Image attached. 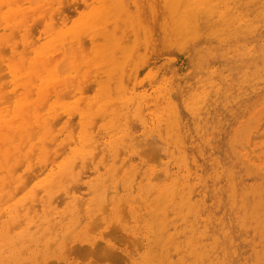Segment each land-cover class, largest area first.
<instances>
[{"label": "rangeland", "instance_id": "obj_1", "mask_svg": "<svg viewBox=\"0 0 264 264\" xmlns=\"http://www.w3.org/2000/svg\"><path fill=\"white\" fill-rule=\"evenodd\" d=\"M18 1L0 264H264V0ZM123 82L146 123L115 117Z\"/></svg>", "mask_w": 264, "mask_h": 264}, {"label": "bare ground", "instance_id": "obj_2", "mask_svg": "<svg viewBox=\"0 0 264 264\" xmlns=\"http://www.w3.org/2000/svg\"><path fill=\"white\" fill-rule=\"evenodd\" d=\"M18 1V0H17ZM34 1V4H35V0H33ZM47 1V0H46ZM19 2V1H18ZM31 2H32V0H31ZM6 3H7V1H6ZM9 3V2H8ZM19 3H21V2H19ZM38 3H39V0H38ZM38 3H36V4H38ZM12 4V3H11ZM25 5V4H24ZM48 5V4H47ZM46 5V6H47ZM49 5H53L52 3H50ZM62 6H63V4H61ZM156 5V4H155ZM45 7V5H43L42 6V9ZM0 8H2V7H0ZM50 8H52V6H50ZM61 9V8H60ZM24 10V9H23ZM37 10H40V11H43V10H41V8L39 9V7L37 8ZM48 10V9H47ZM158 10V9H157ZM25 11V10H24ZM26 11H27V9H26ZM39 11V12H40ZM49 11V13H50V9L48 10ZM45 12L47 13V11L45 10ZM44 12V13H45ZM1 13V12H0ZM38 13V12H37ZM41 13V12H40ZM45 13V14H46ZM29 14V13H28ZM26 15H27V12H26ZM47 15H48V13H47ZM47 15H45V16H47ZM17 16V15H16ZM18 16H20V15H18ZM31 16H32V14H31ZM45 16H44V18H45ZM16 18V17H15ZM29 18V20H30V17H28ZM154 18V17H153ZM43 19V18H42ZM45 19H43L42 21H44ZM47 20V19H46ZM154 21H155V19H154ZM0 22H2V21H0ZM29 22V21H28ZM29 23H31V22H29ZM1 24V23H0ZM18 24V23H17ZM155 24V23H154ZM22 27V26H21ZM14 32V31H13ZM130 32V31H129ZM15 33V32H14ZM55 34V33H54ZM118 34H119V32H118ZM16 35H17V32H16V34H15V37H16ZM13 36V35H12ZM146 36V35H145ZM15 37L13 38V37H11L10 38V42L13 40V39H15ZM13 38V39H12ZM17 38V37H16ZM130 38V37H129ZM12 39V40H11ZM130 40V39H129ZM152 42V41H151ZM17 43V42H16ZM179 43V42H178ZM149 44V43H148ZM230 44V43H229ZM35 45V44H34ZM69 45V44H68ZM153 45H154V43H153ZM173 45V44H172ZM176 45V44H175ZM32 46V45H31ZM30 46V47H31ZM37 46V45H36ZM84 46V45H83ZM149 46V45H148ZM65 47H66V51H69V49L70 48H68L67 47V45H65ZM7 49V48H6ZM17 50H18V46H17V48H16ZM26 50H28V49H26ZM7 51H8V49L7 50H5V48L3 47V49H2V52L0 51V53L3 55V52H6V53H4V54H6V55H3V56H7ZM27 53H28V51H27ZM27 53H26V51H25V53H23V54H25V56H27ZM68 53H72V52H68ZM78 53H80V52H78ZM148 53V52H147ZM32 55V54H31ZM30 55V56H31ZM39 55V54H38ZM60 55V54H59ZM20 56V55H19ZM28 56H29V54H28ZM152 56V55H151ZM16 57V56H15ZM32 57V56H31ZM37 57V56H36ZM58 57V56H57ZM6 58V57H5ZM23 58V57H22ZM56 58V57H55ZM24 60V59H23ZM37 61V60H36ZM5 62V61H4ZM1 63V62H0ZM128 64V63H127ZM25 65V64H24ZM27 65V64H26ZM25 65V66H26ZM90 66V65H89ZM4 67V66H3ZM47 67H49V66H47ZM0 68H2V66L0 65ZM25 68V67H24ZM50 69H51V67H50ZM82 69V68H81ZM81 69H80V71H81ZM1 70V69H0ZM1 71H4V70H1ZM93 71V70H92ZM142 71V70H141ZM60 72H62V70L60 71ZM78 72V71H77ZM1 73V72H0ZM43 73V72H42ZM45 73V72H44ZM24 74V73H23ZM92 74H93V72H92ZM126 74V69H123V71H122V73H121V76H123V75H125ZM2 74H0V80H2V79H4L2 76H1ZM45 75V74H44ZM6 77H5V79L7 78V74L5 75ZM89 76V75H88ZM93 76V75H92ZM2 78V79H1ZM9 78V77H8ZM8 78H7V80H8ZM5 79H4V81H5ZM32 80H34V79H32ZM37 81V80H36ZM7 83H8V81H7ZM37 83V82H36ZM68 84V83H67ZM69 85V84H68ZM128 83H125V82H123L122 84H121V88H122V92H123V94H125L124 96H123V100L121 101V110L120 111H117V112H114L115 113V117L117 116H121V118L122 119H125V120H129V119H131L132 117H135V118H139V119H141L142 121H144L145 123H146V119H145V117H144V112H145V106H146V104H147V99L144 97V96H135L134 94H131V97L130 98H126L127 97V95L129 94L128 92ZM30 87V86H29ZM61 87H63V86H61ZM93 87V86H92ZM113 87V86H112ZM8 88V87H7ZM35 91V90H34ZM16 94V93H15ZM71 94V93H70ZM53 96V95H52ZM62 96V95H61ZM50 97V96H49ZM5 98V97H4ZM8 98H10V97H8ZM51 98H53V97H51ZM70 99V96H68L67 95V97H65V99ZM72 99V98H71ZM7 100V99H6ZM9 102V101H8ZM7 102V103H8ZM3 103V102H2ZM47 104V103H46ZM2 104H0V106H1ZM25 105V104H24ZM118 105V104H117ZM45 107V106H44ZM115 110V109H114ZM112 112V111H111ZM131 112H133V114H134V116L133 115H131ZM10 113H11V111H10ZM101 118V117H100ZM100 118H97V120H99ZM107 117H105V119H106ZM63 119H65L64 117H63ZM102 119V118H101ZM118 119H120V118H118ZM77 122V121H76ZM99 123V122H98ZM76 124V123H75ZM147 125H148V123H147ZM32 127V126H31ZM73 127V126H72ZM132 127V126H131ZM93 128V127H92ZM96 128V127H95ZM147 128V127H146ZM70 129H72V128H70ZM70 129H68V130H70ZM79 129V128H78ZM35 130V129H34ZM72 131H73V129H72ZM95 131V130H94ZM5 132V131H4ZM134 133V132H133ZM2 134V133H1ZM14 134V133H13ZM69 134H72V133H69ZM135 134V133H134ZM133 134V135H134ZM14 135H16V134H14ZM62 135V134H61ZM9 136H11V135H9ZM162 136H163V134H162ZM60 137V136H59ZM71 137V136H70ZM8 138H10V137H8ZM46 140V139H45ZM48 140V139H47ZM54 140V139H53ZM129 140V139H128ZM19 141V140H18ZM22 141V140H21ZM25 142V141H24ZM28 143H29V141H28ZM48 143V142H47ZM22 144V143H21ZM66 144V143H65ZM71 144V143H70ZM28 145H30V144H28ZM33 145V144H32ZM39 145V144H38ZM51 145V144H50ZM52 145H53V143H52ZM51 145V146H52ZM67 145V144H66ZM24 146V145H23ZM54 146V145H53ZM22 147V146H21ZM25 147V146H24ZM35 147V146H34ZM33 147V148H34ZM46 147V146H45ZM1 149H2V147H1ZM24 149H22V151H23ZM66 150V149H65ZM61 151V150H60ZM10 152V151H9ZM62 152V151H61ZM60 153V152H59ZM35 154H37V153H35ZM2 155V154H1ZM63 155V154H62ZM31 156V155H30ZM17 157V156H16ZM22 158V157H21ZM24 158V157H23ZM21 160V159H20ZM25 160H27V159H25ZM36 160V159H35ZM9 162V161H8ZM24 162V161H23ZM49 162H51V161H49ZM20 163V162H19ZM3 164V163H2ZM35 165H36V163H35ZM38 167V166H37ZM14 168V167H13ZM23 168V167H22ZM48 168V167H47ZM21 169V168H20ZM12 171V170H11ZM4 173V172H3ZM13 173V172H12ZM17 173V172H16ZM43 174V173H42ZM16 175V174H15ZM31 175V174H30ZM38 177V176H37ZM6 180V179H5ZM1 183V182H0ZM8 184V183H7ZM6 184V185H7ZM11 184V186H12V183H10ZM25 186V185H24ZM8 187V186H7ZM4 188H6V187H4ZM4 188H3V190H4ZM12 188V187H11ZM24 188H28V185H26ZM9 190H11V189H9ZM21 193V191L18 193V194H20ZM107 194V193H106ZM108 196V195H107ZM5 197H6V195H5ZM8 201V200H7ZM9 201H10V199H9ZM37 201V200H36ZM2 202H4V199H3V201ZM29 203V202H28ZM33 207V206H32ZM31 209H33V208H30V210ZM20 211V210H19ZM33 211V210H32ZM21 212V211H20ZM4 214V213H3ZM2 214V215H3ZM29 214H31V212L29 213ZM19 215H20V213H19ZM4 216V215H3ZM2 216V217H3ZM2 217H0V218H2ZM4 218V217H3ZM22 222V221H21ZM23 224V223H22ZM36 224V223H35ZM30 228H32V227H30ZM33 229V228H32ZM16 244V243H15ZM40 246V245H39ZM25 248V247H24ZM111 250V249H110ZM110 250H109V252H108V249H107V252H108V254L110 253ZM88 251V250H87ZM105 250H103L102 252H104ZM89 252H91V250L89 251ZM84 253V252H83ZM92 253V252H91ZM104 253H106V251L104 252ZM111 253H112V250H111ZM2 254V253H1ZM86 254V256H87V254L88 253H84V255ZM90 254V253H89ZM99 254V253H98ZM103 254V253H102ZM108 254L106 255V256H108ZM91 255V254H90ZM110 255V254H109ZM113 255H115V254H113ZM98 256V255H97ZM105 256V255H104ZM104 256H103V258H104ZM105 256V257H106ZM99 257V256H98ZM108 257H110V256H108ZM116 257V256H115ZM102 258V257H101ZM102 258V259H103ZM114 258V257H113ZM106 259V258H105ZM111 259H112V254H111ZM117 259V258H116ZM104 260V259H103ZM106 260H108V259H106ZM113 260V259H112ZM11 262V261H10Z\"/></svg>", "mask_w": 264, "mask_h": 264}]
</instances>
